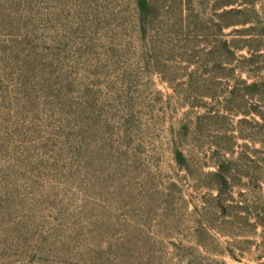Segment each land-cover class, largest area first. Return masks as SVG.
Segmentation results:
<instances>
[{"label": "rangeland", "instance_id": "374dc122", "mask_svg": "<svg viewBox=\"0 0 264 264\" xmlns=\"http://www.w3.org/2000/svg\"><path fill=\"white\" fill-rule=\"evenodd\" d=\"M141 1L0 0V264H264V0Z\"/></svg>", "mask_w": 264, "mask_h": 264}, {"label": "trees", "instance_id": "16d2710c", "mask_svg": "<svg viewBox=\"0 0 264 264\" xmlns=\"http://www.w3.org/2000/svg\"><path fill=\"white\" fill-rule=\"evenodd\" d=\"M148 7L147 1L142 0L140 2V8L145 10ZM212 156L210 157V163H208V167H214L216 169L215 172L210 173L217 182V188L220 194L223 195V192L226 194L232 193L236 186V182L240 184L243 183L244 180H248L250 184H264V179L261 177L249 174V173H238L236 168L239 167L238 163H240L239 158L235 159V149L234 146L229 148H221L215 147L212 149ZM178 160H185V156L183 152H176ZM227 155H230V159H227ZM219 197V196H218ZM221 199V196H220ZM223 204L229 202V209H233L236 212H243L244 216L241 218L246 225L253 229L262 228L264 232V207L259 211H255L253 206L249 205V203H245L244 206H240L238 203L236 205L233 198L223 199L221 200ZM238 215L233 216L234 219L239 217V213H235ZM232 217V220H233Z\"/></svg>", "mask_w": 264, "mask_h": 264}]
</instances>
